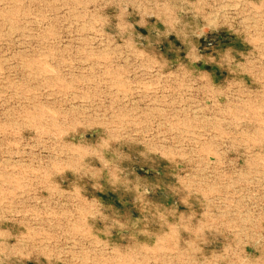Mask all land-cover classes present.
Returning a JSON list of instances; mask_svg holds the SVG:
<instances>
[{
    "label": "rangeland",
    "instance_id": "1",
    "mask_svg": "<svg viewBox=\"0 0 264 264\" xmlns=\"http://www.w3.org/2000/svg\"><path fill=\"white\" fill-rule=\"evenodd\" d=\"M0 264H264V0H0Z\"/></svg>",
    "mask_w": 264,
    "mask_h": 264
}]
</instances>
